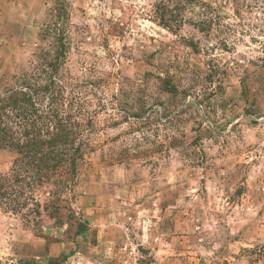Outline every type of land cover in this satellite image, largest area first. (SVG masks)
<instances>
[{"label": "rangeland", "instance_id": "374dc122", "mask_svg": "<svg viewBox=\"0 0 264 264\" xmlns=\"http://www.w3.org/2000/svg\"><path fill=\"white\" fill-rule=\"evenodd\" d=\"M19 90L81 159L0 206V264H264V0H0Z\"/></svg>", "mask_w": 264, "mask_h": 264}, {"label": "trees", "instance_id": "16d2710c", "mask_svg": "<svg viewBox=\"0 0 264 264\" xmlns=\"http://www.w3.org/2000/svg\"><path fill=\"white\" fill-rule=\"evenodd\" d=\"M47 114L20 90L0 97V150L10 149L17 156L10 173L0 174V206H10V212L27 208L37 217L39 207L32 193L45 185L64 191L76 173L82 144H76L74 128L63 124L57 114L51 116L55 123L51 136L36 127Z\"/></svg>", "mask_w": 264, "mask_h": 264}, {"label": "crops", "instance_id": "0c3cea01", "mask_svg": "<svg viewBox=\"0 0 264 264\" xmlns=\"http://www.w3.org/2000/svg\"><path fill=\"white\" fill-rule=\"evenodd\" d=\"M238 206H246V204L244 203V204H240V205H238ZM232 214H234V212H232ZM232 216H233V215H232ZM235 221H236V219H233V220H232L233 225H235V224H234ZM238 222H239V223H242V224L245 223L244 219H242V218H241L240 220H238ZM238 222H237V223H238ZM242 224H240V225H242Z\"/></svg>", "mask_w": 264, "mask_h": 264}]
</instances>
